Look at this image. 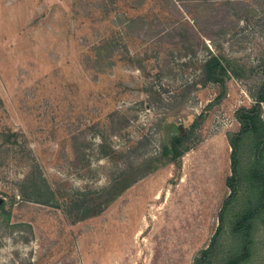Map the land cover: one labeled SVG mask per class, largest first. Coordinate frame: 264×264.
<instances>
[{"label":"rangeland","instance_id":"374dc122","mask_svg":"<svg viewBox=\"0 0 264 264\" xmlns=\"http://www.w3.org/2000/svg\"><path fill=\"white\" fill-rule=\"evenodd\" d=\"M262 63L264 0H0V264H264Z\"/></svg>","mask_w":264,"mask_h":264},{"label":"trees","instance_id":"16d2710c","mask_svg":"<svg viewBox=\"0 0 264 264\" xmlns=\"http://www.w3.org/2000/svg\"><path fill=\"white\" fill-rule=\"evenodd\" d=\"M205 67L208 73V79L217 81L214 77L215 74H222L224 72L223 60L217 55L209 53L205 59ZM260 71L258 72L263 77V83L259 87L257 94L254 96L256 104L252 108L240 109L237 111L236 116L239 122L242 123V127L239 132L235 133L230 140L232 147L231 151V169L232 174L229 179L230 194L225 198L222 210L220 211V225L218 230L223 225V210L225 206L237 196L238 194V157L239 142L246 135L248 131L255 130L257 136L263 138L264 132L260 131L261 126L264 125L262 106L264 105V63L260 65ZM199 127L198 123H193L189 128L184 129L182 132H174L170 136V145L168 147L169 153L172 155V159L176 160L182 157L187 151H189L195 144L196 132ZM212 250V244L204 249L201 256L197 260V264H201L206 259L207 253Z\"/></svg>","mask_w":264,"mask_h":264}]
</instances>
